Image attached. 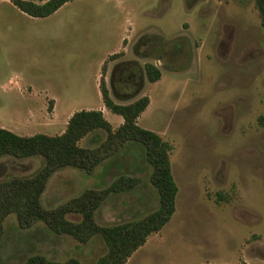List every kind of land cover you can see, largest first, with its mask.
Returning <instances> with one entry per match:
<instances>
[{"label": "rangeland", "instance_id": "rangeland-1", "mask_svg": "<svg viewBox=\"0 0 264 264\" xmlns=\"http://www.w3.org/2000/svg\"><path fill=\"white\" fill-rule=\"evenodd\" d=\"M145 63L160 70L157 81H148ZM103 64L114 102L148 96L137 124L171 145L177 186L170 220L125 264H264V25L254 0H72L46 17L0 0V127L56 135L74 111L96 109L116 128L122 117L104 106L99 90ZM105 136L95 130L79 145ZM42 165L40 156H2L0 180ZM150 171L140 144L129 142L91 174L56 170L41 203L52 209L123 174L134 186L110 194L94 220H134L158 204ZM105 250L99 235L80 243L42 222L22 228L14 214L0 236V264L34 254L94 264Z\"/></svg>", "mask_w": 264, "mask_h": 264}, {"label": "trees", "instance_id": "trees-1", "mask_svg": "<svg viewBox=\"0 0 264 264\" xmlns=\"http://www.w3.org/2000/svg\"><path fill=\"white\" fill-rule=\"evenodd\" d=\"M72 0H12L20 11L31 17H46L63 4ZM260 22L264 25V0H254ZM122 51L113 53L114 59ZM99 90L104 106L122 117L116 128L106 120L100 110L80 109L68 118L65 129L56 135L34 133L19 135L0 127V157L12 156L28 158L40 156L43 165L29 176H8L0 180V236L5 218L14 214L17 224L28 228L36 222L44 223L51 231L71 235L80 243L99 235L106 250L94 264H125L131 254L142 246L147 237L158 232L171 218L175 209L177 186L171 173L169 154L171 145L156 132L137 124V118L149 103L147 95L120 104L109 96L101 68ZM148 81L155 82L161 77L160 70L151 63L144 64ZM139 89L136 90V92ZM135 92V93H136ZM264 126V115L258 119ZM103 130L106 136L94 146H80L79 141L87 134ZM129 142L138 143L144 159L151 167L149 180L158 193L157 207L145 216L115 225H99L94 213L101 203L112 193L132 188L135 178L126 175L115 177L103 188H87L58 206L47 209L41 203V195L50 176L58 169L72 167L91 174L106 159L118 153ZM221 196V195H219ZM74 212L81 215L79 221H70L65 216ZM20 264H79L75 258L55 261L43 255L28 256Z\"/></svg>", "mask_w": 264, "mask_h": 264}]
</instances>
